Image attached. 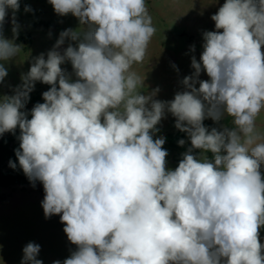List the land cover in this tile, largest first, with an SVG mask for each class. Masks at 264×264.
Wrapping results in <instances>:
<instances>
[{"label": "clouds", "instance_id": "obj_1", "mask_svg": "<svg viewBox=\"0 0 264 264\" xmlns=\"http://www.w3.org/2000/svg\"><path fill=\"white\" fill-rule=\"evenodd\" d=\"M49 2L90 30L82 38L61 32L47 58H35L15 94L0 100V135L20 130L19 166L33 187L42 183L45 218L59 215L76 245L63 264H264V134L256 125L264 111V0H225L211 16L216 30L203 34L200 61L191 59L187 90L171 101L153 99L158 89L141 94L144 79L132 70L156 31L146 0ZM19 6L0 0V61L21 51L2 35L8 9L18 35ZM66 38L79 42L61 53ZM66 61L74 81L61 68ZM202 71L209 79H199ZM6 76L0 63V82ZM36 81L51 87L28 119L22 109ZM165 111L191 143L175 170L166 167L165 138L153 139ZM225 116L232 128L203 124ZM40 250L29 242L21 264H43Z\"/></svg>", "mask_w": 264, "mask_h": 264}, {"label": "rangeland", "instance_id": "obj_2", "mask_svg": "<svg viewBox=\"0 0 264 264\" xmlns=\"http://www.w3.org/2000/svg\"><path fill=\"white\" fill-rule=\"evenodd\" d=\"M18 2L20 6L15 12L19 25L18 35L14 37L12 31L11 9L7 10L2 35L19 45L21 51L8 61H0L7 70V76L0 82V100L15 94L17 87L23 83L22 77L29 72L35 58L43 54L46 59L61 32L72 29L80 33L82 38L83 33L90 30V25L81 24L71 13L58 15L49 0ZM224 2L225 0H146L156 31L143 62L132 67V70L144 79L142 87L138 89L141 94L149 95L158 89L153 99L171 101L176 93L187 90L183 79L195 71L191 66V59L195 56L197 61H200L205 43L203 34L216 30L211 16ZM26 7L31 10L25 11ZM78 42L66 38L58 50L62 53L69 44L75 47ZM192 46L195 47L194 51ZM61 68L73 81L76 79L70 61L62 64ZM199 79L207 80L209 77L202 71ZM50 87L40 81L35 82L34 89L29 93L30 98L22 109L29 119L31 109L35 104L44 102L42 94ZM196 87H199L198 83ZM175 123L176 118L165 111V116L156 125L158 131L153 137L166 138L169 134L186 133L177 129ZM256 125L257 131L264 134V111L256 118ZM223 128H232V120L231 126L224 125ZM183 140L184 146L190 143L188 134ZM17 144H20V141L14 143ZM164 149L168 152L166 167L175 170L187 149ZM193 155L211 160L208 151L200 150L193 152ZM260 171L264 176V165H261ZM44 195L42 183L35 184V187L32 184L0 187V264H21L23 248L29 242L40 245L41 250L37 258L42 260L43 264H53L57 260L63 264L76 250V245L68 241L63 231L64 224L60 222V216L45 218L41 207ZM260 242L264 244V227L260 229Z\"/></svg>", "mask_w": 264, "mask_h": 264}, {"label": "trees", "instance_id": "obj_3", "mask_svg": "<svg viewBox=\"0 0 264 264\" xmlns=\"http://www.w3.org/2000/svg\"><path fill=\"white\" fill-rule=\"evenodd\" d=\"M38 13H35L37 15ZM28 118V117H27ZM29 119V118H28ZM231 117H225L219 122L213 121L211 118H206L203 121L204 126L211 130L212 128H217V130H222L224 125L231 126ZM234 125L232 124V127ZM20 135V130L17 128L14 133L6 132L0 135V187H15V186H24L32 184L29 179L23 173V170L19 166L18 159L15 155V150L19 149V145H14L15 142L19 141L18 137ZM187 136L186 133H177L175 135L169 134L165 138L164 147L173 148V149H189L191 143L187 146H181L178 144L179 140L184 139ZM155 140L156 138L153 137ZM200 149H193V152L197 153ZM209 158L213 159V154L208 151ZM12 161L16 164V168L13 169L9 165V161ZM9 168V169H8ZM41 183L36 181L35 184Z\"/></svg>", "mask_w": 264, "mask_h": 264}]
</instances>
